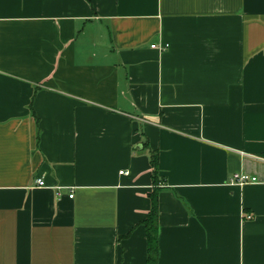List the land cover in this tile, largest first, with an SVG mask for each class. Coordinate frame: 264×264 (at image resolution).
Masks as SVG:
<instances>
[{"label": "crops", "instance_id": "1", "mask_svg": "<svg viewBox=\"0 0 264 264\" xmlns=\"http://www.w3.org/2000/svg\"><path fill=\"white\" fill-rule=\"evenodd\" d=\"M261 159L264 0H0V264H146L154 190L157 264H264Z\"/></svg>", "mask_w": 264, "mask_h": 264}, {"label": "trees", "instance_id": "2", "mask_svg": "<svg viewBox=\"0 0 264 264\" xmlns=\"http://www.w3.org/2000/svg\"><path fill=\"white\" fill-rule=\"evenodd\" d=\"M158 156L156 152H150V165L152 176L156 185V176L158 172ZM150 210L147 219L143 222L147 239V261L146 264H157L158 244V198L157 190L149 194Z\"/></svg>", "mask_w": 264, "mask_h": 264}, {"label": "built area", "instance_id": "3", "mask_svg": "<svg viewBox=\"0 0 264 264\" xmlns=\"http://www.w3.org/2000/svg\"><path fill=\"white\" fill-rule=\"evenodd\" d=\"M153 49L157 48L156 46H151ZM262 161H264V159H261ZM231 183L232 184H237V185H246V184H254V183H258V179L256 177H252L249 176L248 174L245 173H237V174H233L232 178H231ZM37 183L39 186L44 185L43 182L41 180H37ZM69 198H72V195L69 196Z\"/></svg>", "mask_w": 264, "mask_h": 264}]
</instances>
